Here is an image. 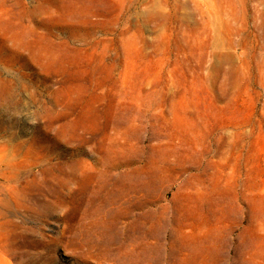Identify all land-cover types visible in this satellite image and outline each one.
<instances>
[{
  "label": "rangeland",
  "instance_id": "374dc122",
  "mask_svg": "<svg viewBox=\"0 0 264 264\" xmlns=\"http://www.w3.org/2000/svg\"><path fill=\"white\" fill-rule=\"evenodd\" d=\"M0 264H264V0H0Z\"/></svg>",
  "mask_w": 264,
  "mask_h": 264
},
{
  "label": "bare ground",
  "instance_id": "6f19581e",
  "mask_svg": "<svg viewBox=\"0 0 264 264\" xmlns=\"http://www.w3.org/2000/svg\"><path fill=\"white\" fill-rule=\"evenodd\" d=\"M199 239H200V238H199ZM199 239H198V240H199ZM199 241H201V240H199ZM216 245H218V244H216ZM207 248H209V247H207ZM200 254H201V253H200ZM206 254H207V253H206ZM206 254H205L204 256H206Z\"/></svg>",
  "mask_w": 264,
  "mask_h": 264
}]
</instances>
